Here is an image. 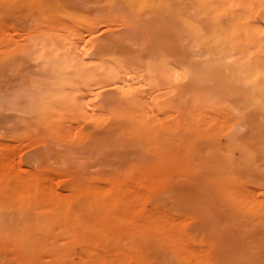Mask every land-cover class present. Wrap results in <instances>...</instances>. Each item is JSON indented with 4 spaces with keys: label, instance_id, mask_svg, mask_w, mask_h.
Wrapping results in <instances>:
<instances>
[{
    "label": "rangeland",
    "instance_id": "1",
    "mask_svg": "<svg viewBox=\"0 0 264 264\" xmlns=\"http://www.w3.org/2000/svg\"><path fill=\"white\" fill-rule=\"evenodd\" d=\"M110 1L0 0V264H197L183 245L187 238L204 243L208 264H264V147H254L250 127L224 134L249 139L244 145L254 159L233 157L253 212L237 208L229 190L208 185L212 171L200 173L196 161H186L190 151L207 162L230 153L205 139L191 141L182 129L157 138L160 151L177 155L170 156L178 164L166 181L123 180L135 164L160 158L156 145L146 154L143 144L119 137L118 106L112 103L111 115L98 95L105 56L99 46L124 37L132 22L124 24L122 12L112 16L104 6ZM160 37L161 44L168 40ZM142 41L137 47L146 49ZM123 44H112L117 59L135 49ZM184 108L176 115L183 117L181 127ZM251 120L249 111L243 121ZM172 136L187 141L167 146ZM182 156L187 164L177 162ZM245 161H255L258 171ZM103 227L110 231L96 234ZM96 254L105 258L95 260Z\"/></svg>",
    "mask_w": 264,
    "mask_h": 264
},
{
    "label": "bare ground",
    "instance_id": "2",
    "mask_svg": "<svg viewBox=\"0 0 264 264\" xmlns=\"http://www.w3.org/2000/svg\"><path fill=\"white\" fill-rule=\"evenodd\" d=\"M110 2L104 3V6L106 9V5L111 8L107 10L112 16L114 11H118L115 13L118 15L122 12L120 14H124L127 18L126 20L122 15L121 20L124 24L125 21L127 24L128 19L132 22H129L127 28L130 29L124 37H110L108 42H102L99 46L100 56L109 55L106 58L104 56L103 60L101 58V63L98 62L100 63L98 75L102 77L99 78L98 95L103 104H110L112 110L108 107V112L112 111L111 115L113 109H116L112 105L118 106L117 111L114 112L115 123L117 122V130H114L120 134L119 137H128L143 144L140 146L146 154H149L150 145H156L153 149L160 158L156 163L135 164L123 180L142 184L166 181L169 171L178 163L175 164L173 159H170L173 158L170 156L176 154L168 155L164 150L160 151L157 138L158 135L161 137L162 134H169L172 131L175 133L182 129L188 136L192 135L191 141L197 138L201 141L205 139L219 148H224L225 154L230 153L227 157L224 155L223 160L207 162L201 158L198 151L193 152L195 155L198 154L195 158L193 153L190 154L192 148H189L186 161L188 165L196 161L197 165L193 164L195 170L201 168L202 171H212V177L207 174L210 180L206 183L214 189L218 188L217 191L229 190L231 196L227 193L225 195L227 194L226 197L228 196L232 202H237L238 199L239 203H234L239 204L237 208L242 210L243 207L249 213L253 212L255 205L249 200L248 182L239 175L236 176L234 169L237 166V159L233 157L236 153L238 155L247 153L249 149L244 144L248 137L242 142L233 136L226 137L229 133L237 134L242 130L244 132V127H250L249 131L254 130L255 135L259 136L257 138L251 133L254 135L250 137V139L254 137L252 139L254 141L252 144L255 143L254 147L257 144L261 147L260 151L264 147V0H111ZM164 34L168 40L164 38L161 44L157 39L163 38ZM140 35L144 39H141ZM140 41L142 44L147 42L148 49L142 48ZM118 42L135 49L130 54L119 55L118 59L114 54L115 58L112 59L110 58L114 56L112 44ZM137 44L142 47H137ZM171 47L174 55L171 53ZM149 49L158 52L154 54ZM158 68L161 74H158ZM159 79L162 83L164 80V86L159 85ZM102 103L100 101L99 108ZM49 105L51 104H47ZM105 105L101 106V111L102 108L105 111ZM186 105L185 123L184 127H181L180 120L183 123V117H177V112L180 111L181 106L183 109ZM249 111L253 115L251 123L243 121ZM105 112L101 114L105 115L107 113ZM111 115L106 114L105 117H112ZM227 131L228 134H224ZM183 136L181 139L174 138L175 141L172 140L173 136L169 137L171 140L166 139L167 144H165L168 146L169 142V145L175 146V142L186 139L182 138ZM184 141L186 142L187 139ZM187 147H190V144ZM184 150L187 153L185 148ZM220 152L222 151L219 150ZM248 153L247 155L252 154V152ZM249 156L251 160L253 157ZM243 158L245 160V155ZM184 159L185 157L177 162L181 160L184 162ZM245 162L248 168L254 167L258 171L255 161L252 162L254 166L250 161ZM113 180L118 183L116 178ZM203 188L205 191L206 188ZM210 190L212 191L213 188ZM109 231V228L103 227L96 234L103 236ZM82 236L91 240L94 235L83 233ZM184 240H186L183 243L185 249L194 255L196 263L208 264V252L204 243L197 239ZM104 258V255L100 254L95 260L101 261Z\"/></svg>",
    "mask_w": 264,
    "mask_h": 264
}]
</instances>
